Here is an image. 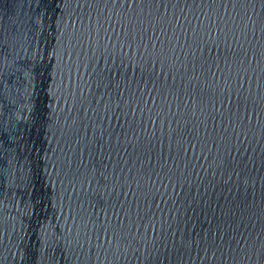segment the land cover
<instances>
[{"label": "water", "instance_id": "obj_1", "mask_svg": "<svg viewBox=\"0 0 264 264\" xmlns=\"http://www.w3.org/2000/svg\"><path fill=\"white\" fill-rule=\"evenodd\" d=\"M0 264H264V0H0Z\"/></svg>", "mask_w": 264, "mask_h": 264}]
</instances>
